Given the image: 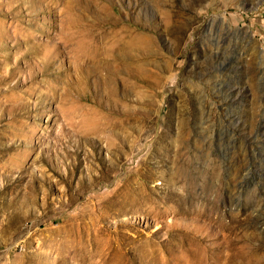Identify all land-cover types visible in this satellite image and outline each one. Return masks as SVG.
<instances>
[{"label":"rangeland","instance_id":"rangeland-1","mask_svg":"<svg viewBox=\"0 0 264 264\" xmlns=\"http://www.w3.org/2000/svg\"><path fill=\"white\" fill-rule=\"evenodd\" d=\"M0 264H264V0H0Z\"/></svg>","mask_w":264,"mask_h":264}]
</instances>
